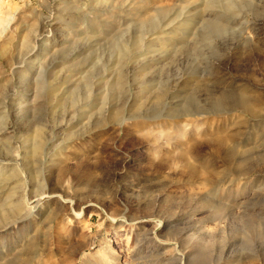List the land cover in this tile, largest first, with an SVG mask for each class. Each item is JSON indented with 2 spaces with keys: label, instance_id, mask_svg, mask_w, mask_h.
Segmentation results:
<instances>
[{
  "label": "rangeland",
  "instance_id": "rangeland-1",
  "mask_svg": "<svg viewBox=\"0 0 264 264\" xmlns=\"http://www.w3.org/2000/svg\"><path fill=\"white\" fill-rule=\"evenodd\" d=\"M182 255L264 264V0H0V264Z\"/></svg>",
  "mask_w": 264,
  "mask_h": 264
},
{
  "label": "bare ground",
  "instance_id": "bare-ground-1",
  "mask_svg": "<svg viewBox=\"0 0 264 264\" xmlns=\"http://www.w3.org/2000/svg\"><path fill=\"white\" fill-rule=\"evenodd\" d=\"M254 104V103H253ZM247 105H249V103L247 104ZM244 108H246V107H244ZM247 108H248V106H247ZM254 111V110H253ZM254 113V112H253ZM221 144H223L224 143V141H221L220 142ZM247 175V173H244V174H241V177L242 176H246ZM59 181V180H58ZM61 181H62V179H60V184H62L61 183ZM54 190V189H53ZM48 193L47 192H45V190L44 191H42L41 193H40V195L39 196H37L36 197V203H35V205H34V203L33 202H30L29 201V196L28 195H24V198H23V201H24V206L28 209V211L29 212H34L36 209H37V207L39 206V205H41L42 203H43V201H44V199L48 196L47 195ZM53 194V193H52ZM114 221H115V218H114ZM124 221V220H123ZM125 222V221H124ZM168 242L171 240H173V241H178L177 239H175V238H173V239H166ZM165 241V240H164ZM178 261L180 262V263H182V264H185V256L184 255H182L179 259H178ZM190 263V262H189ZM189 263H186V264H189Z\"/></svg>",
  "mask_w": 264,
  "mask_h": 264
}]
</instances>
